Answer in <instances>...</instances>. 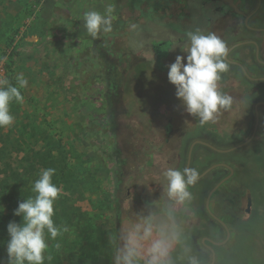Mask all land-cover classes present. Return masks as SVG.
<instances>
[{"label":"rangeland","instance_id":"obj_1","mask_svg":"<svg viewBox=\"0 0 264 264\" xmlns=\"http://www.w3.org/2000/svg\"><path fill=\"white\" fill-rule=\"evenodd\" d=\"M21 1L20 9L8 11L9 0H0V57L7 58L2 66L6 76L11 73L15 79L23 73L28 80V86L21 90L24 102L10 106L13 125L0 129V147L15 149L8 159L13 168L27 163V156L45 153L41 169H55L54 184L67 180L57 185L59 196L65 205L74 206L77 214L66 225L68 231L58 236L63 241L59 247L54 248L55 241L48 239L53 252L47 250L46 255L52 258L54 254L60 264H112L109 235L135 218L146 204L160 198L164 170L185 168L188 146L197 137V128L227 133L219 148L231 147L250 136L256 100L234 80L233 75L242 77L240 72L230 68L219 87L234 98L233 107L220 113L215 122L202 125L183 110L179 100L167 102L160 97L158 87L147 85V79L154 78L153 70L142 62L136 53L139 50L123 53L116 47L118 53L103 57L104 47L98 49L96 39L79 33L83 14L90 10L103 14L108 5H114L113 27L124 20V30L139 37L142 47L147 48L152 40L170 42L173 55L187 44L188 31L214 32L220 38L226 31L228 46L238 38L228 28L231 22L224 23L216 15H210L214 21L206 24V0H142L135 8L129 7L127 0ZM155 5L159 8L153 15L156 21L149 23ZM257 14L264 16V0ZM132 20L137 26L134 31H130ZM253 20L264 26V18ZM253 35L263 50L259 58L264 60V34ZM16 45L21 49L12 57ZM171 63L165 61L166 65ZM259 112L254 140L229 156L234 176L211 198V211L231 233L230 240L219 249L223 260L218 264L264 261V161L256 162L252 157L264 152V109ZM184 132L193 134L181 147ZM194 153L199 155V150ZM216 173L220 175L218 181L228 174L224 169L212 174ZM192 188L197 193H193L191 211L185 218L186 228L194 249L207 264L210 255L200 244L199 228L215 223L204 210L210 187L195 184ZM247 194L259 205H252L249 214L244 212ZM58 199L54 213L59 210ZM5 210V216H11L7 207ZM219 231L217 241H222L224 232ZM7 240V226H0V251L5 259Z\"/></svg>","mask_w":264,"mask_h":264},{"label":"clouds","instance_id":"obj_2","mask_svg":"<svg viewBox=\"0 0 264 264\" xmlns=\"http://www.w3.org/2000/svg\"><path fill=\"white\" fill-rule=\"evenodd\" d=\"M114 19V5L110 4L103 14L86 11L82 26L95 40L101 33L113 31ZM130 27L135 29L136 25ZM186 36L188 42L181 49L186 57L177 55L167 65L168 81L175 86V95L187 114L202 125L215 122L220 113L231 110L234 104V98L219 87L223 74L231 67L230 48L214 32L204 34L197 29L188 31ZM6 59L0 57V64ZM27 86L23 73L15 76V85L7 77H0V129L13 125L10 106L24 102L21 90ZM54 174V168L41 169L31 189L34 196L19 202L14 210L13 215L21 217V221L7 224L6 264H45L51 260L46 255L48 239L55 240L68 231L67 226L56 225L53 220L54 204L61 191L53 183ZM162 176L160 198L146 204L135 218L109 235L112 264H205L193 247L185 221L194 200L190 189L198 182L199 173L188 167H168Z\"/></svg>","mask_w":264,"mask_h":264},{"label":"flooded vegetation","instance_id":"obj_3","mask_svg":"<svg viewBox=\"0 0 264 264\" xmlns=\"http://www.w3.org/2000/svg\"><path fill=\"white\" fill-rule=\"evenodd\" d=\"M230 1L235 6L237 12H235L234 8H232L231 6H229L228 4H226L224 2H221L218 0H213V1L212 0H206V2H208L209 8L205 9L208 12V14L206 15L207 17H205V21H206L207 25L212 24V22L214 20H212V17L210 15H216L217 18H219L220 20H223L224 23L226 21L228 23L231 22V25H228V28H229V30H231V32L233 31L234 37L238 38V41L232 42L229 45V48H230L229 62L231 64L230 68L232 70L234 69V70L240 72L242 77L238 78L236 75H233L234 80L239 84H243L245 86V88H247V92H248L249 97H251L254 101L256 100V103L254 105V124H255V110L257 109V112L259 114V122H260L259 110L264 109V60H260V58H259L260 54H262L263 50L261 51V49H262L261 45H260L259 41H257V39L253 35V34H255V35L264 34V26H261L262 22L260 23L257 21L258 23H255L253 20L256 17H259L260 20H262L264 18V16H259L257 14L259 5L261 4V0H230ZM176 2H177V0H176ZM241 28H243L246 32H243ZM203 32H205V31H203ZM244 33H246L245 36L243 35ZM222 34L223 35L221 38L225 42H228V39L225 36L226 31L222 32ZM248 34H250V35H248ZM238 43H242V44L236 46ZM170 44H171L170 42H154L152 40L149 43V45L146 46L147 48L141 47L138 49L139 50L138 56L141 58L143 63L149 64L151 69L153 70V77L154 78L153 79L152 78L147 79V82H148L147 85L158 87L157 91H159L158 93H160V97H162L163 100L172 103V101H174V98L177 99V97L175 95L176 89H175V86L170 84L168 81V78H167L168 68H167V65L165 64V61L171 60L172 62H174L177 55H182V56L186 57V53L180 51L179 53L173 55L170 52V50L172 49ZM168 49H170V50H168ZM185 63H186V60H185ZM245 73L249 78H247ZM155 82H156V84H155ZM223 90H224V88H223ZM223 92L226 93L225 91H223ZM177 100H179V99H177ZM226 112L227 111H224L222 113H226ZM259 122H258L256 132H257L258 127H259ZM254 124L252 126L250 136L254 130ZM165 129H166V134H167L169 131V126H166ZM197 129H199V130H197V137L192 142H190V144L188 146L187 157H186V162H185V167L188 165L189 168H193V169H196L195 167H197V166L198 167L204 166L206 164H209L208 167L215 165V164H225V165L231 167L232 159L229 156H231L232 153H235L239 150L246 148L254 140V137L256 135V133H255L253 139L244 147H242V148H240L234 152H231V153L221 154V153L215 152L209 146H212L216 149H221V148H219V146H221V144L219 142H221V140H224L226 137H228L227 133H221V134L214 133V132L209 133L207 131L203 132L202 130H200V127H198ZM239 130H240V128L238 129V131ZM190 134H193V133L184 132L185 136L181 137V140L179 142V146L184 147L186 145V143H187L186 141L188 140L187 138ZM213 134L215 135V137L212 136ZM247 139H245V140H247ZM245 140H242L241 142H239L237 144H240V143L244 142ZM237 144H235V145H237ZM235 145H233V146H235ZM233 146H231V147H233ZM231 147H228V148H231ZM228 148H226V149H228ZM196 150H199V155H195L194 152H196ZM207 150L213 152L214 154H219V155H222L225 157H219V158H213L211 160H207L206 159L207 158V153H206ZM221 150H223V149H221ZM189 153H190V158L188 160V154ZM200 157H204V161H202ZM216 169H224L229 174V170H227L224 167H219ZM216 169H214L213 171L208 173L203 178L198 179L196 186L197 187H201L204 185L208 186L209 180L212 179V177H210L209 175H211V173H213ZM196 171H197V169H196ZM203 171H201V172L198 171L199 175ZM226 176H224V177H226ZM233 176H234V170H233L232 176L225 183L230 181ZM223 178H221V179H223ZM192 189H193L192 192L194 194H196L197 191L194 188H192ZM217 192L218 191H215V193L213 195H215ZM248 196H249V194L246 195V208L244 211L246 214H249L251 207H252V196L250 195L251 196V203H250L249 210L246 211L247 210V197ZM204 203H205V201H204ZM210 204H211V199H210ZM204 210H205V205H204ZM205 212L207 213L206 210H205ZM216 228H218V230H216ZM227 228L229 230V239L226 241V243L230 240V235H231L228 225H227ZM219 229L224 232V238H223V240H224L226 238V232L216 222L214 223V225L203 224V226L202 227L200 226V228H199V230L202 234V238L200 239V244L204 247L205 250L208 251V253L210 255L209 256L210 258H209V261L207 264H218L219 259L223 260V257L220 256L219 249L222 246H224L226 243H224L223 245H220V246H215V245H212L210 243V241L221 242V241H217V239L220 235ZM208 247L212 248L214 253H215V259H214L213 263H212L211 252L208 249Z\"/></svg>","mask_w":264,"mask_h":264},{"label":"trees","instance_id":"obj_4","mask_svg":"<svg viewBox=\"0 0 264 264\" xmlns=\"http://www.w3.org/2000/svg\"><path fill=\"white\" fill-rule=\"evenodd\" d=\"M142 3V0H127V4L129 7L135 8L138 7ZM157 9H154V12H152V20H148L150 22H155L156 19L153 17L156 11H159L158 6L155 5ZM133 22H129L130 25L135 24V20H132ZM126 21H121V24L119 27L114 26L113 31L110 33H101L98 37V40L96 39L95 45L97 46L98 49H101L104 47L102 50L106 51L104 56H113L116 53H118L115 49L116 47H119V52H123L128 50L130 52H136L138 48H141V43L139 42V37L132 36L130 33H127L124 29L126 28L127 24ZM148 23V22H147ZM137 27V26H136ZM141 27V26H140ZM139 27V28H140ZM131 28V27H130ZM136 29V28H135ZM135 29H132L130 31H134ZM120 30V31H119ZM124 30V32H122ZM86 33L82 25H79V33ZM82 35H87L86 34ZM110 38V39H109ZM113 48H110L113 46ZM21 47L16 45L14 46V53H12V57L16 56L18 52L20 51ZM101 51V50H100ZM127 53V52H126ZM138 54V51L136 52ZM118 55H121L120 53ZM113 68H118V66L112 65ZM9 69V67H8ZM7 78L10 80V82L15 85V79L12 78V74L10 73ZM15 153V149L10 148L8 151L4 147H0V226H7V224L10 221H16L20 222L21 217H17L19 219H15L16 216L13 215L14 210L18 207V203L23 201L24 199H27L30 196H34V193L32 192V186L37 178L35 174L39 173L40 169L44 167L42 164L44 161H46V156L45 153H35L33 156H27V159L29 160L27 163L23 164V166H18L17 168H13L12 164L8 161L10 159L9 157ZM207 160H211L213 158H219V157H225L219 154H214L213 152L207 150ZM31 155V154H30ZM30 157V158H29ZM252 157L256 162L264 161V152L260 156H256L252 154ZM4 158H7L4 160ZM32 161V162H31ZM30 162V163H29ZM212 162V161H211ZM263 163V162H262ZM209 166V164H206L204 166H197L195 167L197 171L201 172L204 169H206ZM264 167V163L262 164ZM21 169V170H20ZM195 169V170H196ZM212 177V179L209 180V187L212 188L213 185L218 181L219 174H212L209 175ZM61 177V176H60ZM67 180L64 179L63 182L61 179L56 181V185L60 186L64 183H66ZM209 188V189H210ZM252 200L255 201V198L252 196ZM57 204V207L59 208L58 211L55 212L53 220L56 225L59 226H66L68 225L73 216L77 214L76 209L74 210V206H67L65 205L64 199L59 196ZM253 202V201H252ZM253 207L258 208L259 205L256 203H252ZM5 207H7L11 211V216H5L4 212ZM264 221V219H263ZM264 225V222H263ZM218 230V228H216ZM58 240V241H57ZM55 243L53 244V247L55 248L54 245H59L61 244L62 238L58 237L55 240ZM57 241V242H56ZM63 243V241H62ZM52 247V248H53ZM53 252L50 248L48 251ZM0 261L5 262L6 264V259L2 257V253L0 251ZM51 263L49 264H60V261L58 257H56L54 254L50 260ZM46 263V262H45ZM47 264V263H46ZM256 264H264V261H261Z\"/></svg>","mask_w":264,"mask_h":264},{"label":"water","instance_id":"obj_5","mask_svg":"<svg viewBox=\"0 0 264 264\" xmlns=\"http://www.w3.org/2000/svg\"><path fill=\"white\" fill-rule=\"evenodd\" d=\"M213 1V0H212ZM218 1H221V2H224L226 4H228L229 6H231L232 8H234L235 12H237L235 6L233 5V3L230 1V0H218ZM239 13V12H238ZM242 43H238L236 46L238 45H241ZM246 75V73H245ZM247 76V75H246ZM247 78H249L247 76ZM258 122H259V114L257 112V109L255 110V124H254V130L251 134V136L245 140L244 142L240 143V144H237L231 148H228V149H216L212 146H209L212 150H214L215 152L217 153H221V154H227V153H231V152H234L242 147H244L245 145H247L254 137L255 133H256V129H257V126H258ZM190 158V153L188 154V160ZM186 167L189 168V166L187 165ZM219 167H224L226 168L227 170H229V174L224 177L223 179H221L220 181H218L207 193L206 195V198H205V210L207 211L208 215L212 218L213 221H215L216 223H218L226 232V238L221 241V242H214V241H210V243L212 245H215V246H220V245H223L224 243H226V241L229 239V230L227 228V225L225 224V222H223V220H221L220 218H218L216 215H214L211 210H210V199L212 197V195L215 193V191H217L219 189V187L222 186V184H224L233 174V169L225 164H215V165H212L210 167H208L207 169H205L200 175H199V178H203L204 176H206L208 173H210L211 171H213L214 169L216 168H219ZM250 203H251V196L249 195L247 197V210H249V207H250ZM208 249L210 250L211 252V256H212V263L214 262V259H215V253L213 251L212 248L208 247Z\"/></svg>","mask_w":264,"mask_h":264},{"label":"crops","instance_id":"obj_6","mask_svg":"<svg viewBox=\"0 0 264 264\" xmlns=\"http://www.w3.org/2000/svg\"><path fill=\"white\" fill-rule=\"evenodd\" d=\"M21 5H22V1L21 0H9V3H8V11L11 10H17V9H20L21 8ZM0 17H3L2 14H0Z\"/></svg>","mask_w":264,"mask_h":264},{"label":"built area","instance_id":"obj_7","mask_svg":"<svg viewBox=\"0 0 264 264\" xmlns=\"http://www.w3.org/2000/svg\"><path fill=\"white\" fill-rule=\"evenodd\" d=\"M5 68H3L2 64H0V77H7L4 71Z\"/></svg>","mask_w":264,"mask_h":264}]
</instances>
